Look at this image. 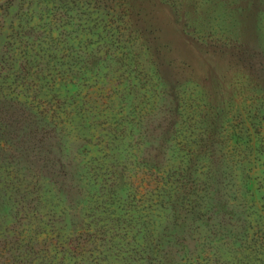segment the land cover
<instances>
[{
    "label": "rangeland",
    "instance_id": "rangeland-1",
    "mask_svg": "<svg viewBox=\"0 0 264 264\" xmlns=\"http://www.w3.org/2000/svg\"><path fill=\"white\" fill-rule=\"evenodd\" d=\"M0 264H264V0H0Z\"/></svg>",
    "mask_w": 264,
    "mask_h": 264
},
{
    "label": "trees",
    "instance_id": "trees-1",
    "mask_svg": "<svg viewBox=\"0 0 264 264\" xmlns=\"http://www.w3.org/2000/svg\"><path fill=\"white\" fill-rule=\"evenodd\" d=\"M74 252V251H73Z\"/></svg>",
    "mask_w": 264,
    "mask_h": 264
}]
</instances>
